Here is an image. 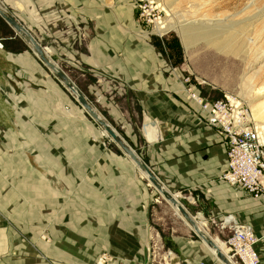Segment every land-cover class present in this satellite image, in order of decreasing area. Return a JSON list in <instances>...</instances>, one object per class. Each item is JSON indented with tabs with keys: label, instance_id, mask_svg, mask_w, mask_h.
<instances>
[{
	"label": "crops",
	"instance_id": "crops-1",
	"mask_svg": "<svg viewBox=\"0 0 264 264\" xmlns=\"http://www.w3.org/2000/svg\"><path fill=\"white\" fill-rule=\"evenodd\" d=\"M67 1L69 7H61L63 4L60 5L57 0V8L54 7L56 0L2 2L9 11L13 10L12 14L34 37L33 30L36 29L41 37H37V41L41 45L47 39L59 40L62 45L69 46L66 54L70 60L81 62L88 72L124 86L119 88L112 84V90L118 95L127 91V96H119L118 105L112 107L111 101L103 98L102 102L105 107L114 109L112 116L121 124L123 134L140 150V157L179 201L181 195L176 192L185 194L183 199L188 202L196 197L212 204L213 198L224 194V191L240 189L228 185L220 177L226 170L225 144L221 133L205 122V113L197 104L187 100L179 74L170 70L166 59L159 58L147 42L149 39L141 40L131 32L136 27L131 20V4L107 10L99 4L94 5L95 0H85V8L78 10V0ZM77 24H81L87 34L89 47L85 54L74 47L81 42L76 35L79 34ZM8 54L13 58L25 55ZM33 77V74L27 73L26 80ZM23 86L27 87V92L32 87L30 84ZM87 89L93 93L104 92L105 80H101L99 85L87 84ZM128 97L138 106L137 112L133 113L127 110V105L121 104V101L128 102ZM43 103L38 102V109L44 111ZM38 114L36 125L42 129L44 137L27 135L24 138L30 142L28 150L34 153L36 162H33L37 165L29 163L28 156L23 154L22 165L16 164L20 168L16 166L12 171L20 172L19 182L33 181L38 186L33 187L39 196L20 190L15 197V193L10 194L13 198L4 202L38 206L42 214L39 224L53 238L54 246L47 249L57 254L60 261H83L90 254L93 256L99 250L97 246L101 245L102 249L115 256L112 264H142L147 259V244L143 243L149 235L154 238L148 217L158 202L156 190H150L148 184L140 181L137 169L131 162L127 163L124 154L105 151L100 149L101 145L99 149L93 150V146L90 149V145H86V133L69 132V125L62 117L54 115L56 117L46 118L45 111ZM22 121L18 123L23 124ZM139 123L143 128L138 144L134 127L138 130ZM45 139L52 143L47 144ZM11 189L14 191L17 188ZM18 195L20 197L16 198ZM40 221H44L45 225ZM47 221L50 223L47 224ZM0 235L4 242L0 244V250H20L19 245L16 249L6 245L7 235ZM165 239L173 243L171 252L168 250L167 254L171 256L175 252L182 264H197L206 253L203 252L206 251L204 246L187 238L170 234ZM154 243L150 245L153 260L154 254L163 246ZM255 248L257 250V243ZM171 260L175 261L174 257ZM19 263L30 264V261L20 258L6 261V264ZM205 264L218 263L208 261Z\"/></svg>",
	"mask_w": 264,
	"mask_h": 264
},
{
	"label": "rangeland",
	"instance_id": "rangeland-1",
	"mask_svg": "<svg viewBox=\"0 0 264 264\" xmlns=\"http://www.w3.org/2000/svg\"><path fill=\"white\" fill-rule=\"evenodd\" d=\"M84 1L78 0L76 9L81 10L85 8L86 3ZM124 1L95 0L96 3L94 2V5L99 4L101 8H106L107 10H115L116 8H120L121 5H128V3L132 6L131 0H126L128 1L127 3ZM225 1L155 0L156 4L161 3L162 6L164 2L171 11L177 13L178 19H182L183 21L192 19L197 21L201 20L202 22L214 21L215 19L217 21L219 20L218 18H222L220 16H229L227 19L231 21L236 20V18L241 19L246 17L247 19L243 20L239 26L231 30L230 33H235L237 36L232 41L224 38L220 42L206 44L203 41H199L187 46L181 41L175 31H170L161 36L153 34L151 32L157 20L150 24L142 22L139 19L138 11L133 6V17L131 20L136 27L131 32L141 40L149 39L147 42L158 53L159 58L161 56V58L166 59L170 70L172 69L175 74H179L182 83L184 78H189L190 85L199 92L201 97L210 100H219L225 95L228 97L233 96L241 103L246 104L248 102L247 104L249 106L246 105L250 109L252 105L262 101L264 98V94H262L263 96L256 97V91L264 84V0H253L247 6L246 3L250 0H245L244 5H241V3L238 4L240 0ZM58 2L60 5L63 4L61 7H69V2H66V0H58ZM224 5L226 8H223ZM242 6L243 8H241ZM54 7H59L57 0L54 3ZM240 8L241 10L237 13ZM10 11L13 13L12 9ZM158 12L160 14L157 18L161 17L163 19L165 13L159 9ZM233 13H237L235 17L231 16ZM253 15L255 16L249 18ZM4 23L5 25H0V196L7 195L8 193V195H12L14 192L15 194L13 196L15 197V195L19 194L20 190L23 192L28 191L36 196V190L32 184L21 189L22 182H19L21 174L20 172H13L12 168H16L20 164L22 165L21 157L23 154L28 156L29 163L36 162L33 156L34 153L28 150V147L30 148V142L24 138L27 135L31 137L37 135L44 137L42 129L40 130L36 125L39 111H42V114L45 111L46 118L50 116L62 117L65 124L67 123L69 125L67 126L70 129L69 132L86 133V138L88 139L86 145H90V149L92 146L93 150L99 149L101 145L100 149H105V151L110 150L117 155L124 156L109 137L102 135V127L88 116L76 101L73 94L59 83L53 74L32 53L29 46L15 34L5 21ZM25 23L26 25L29 24L27 20H25ZM77 28L79 34L76 35L80 38L81 42L79 46L76 45L74 47H77L79 51L85 54L88 52L89 47V44L87 45V34L82 29L81 24H77ZM33 33L36 39L37 37L41 38L38 36L36 29L33 30ZM138 34L144 35V37ZM15 37L16 39H14ZM42 40L44 41L43 37ZM55 41L54 38L47 39L42 45L50 57L75 82L95 110L117 130L140 156V150H137L131 144V141L123 134L120 128L121 124L112 116L111 112L114 109L105 107L102 102L103 98L106 101H111L112 107L118 105L120 103L119 98L123 95L125 96L127 91H122V94L118 95V93L112 90V84H115L119 88H124V86L118 85L116 81L110 80L109 78L96 75L94 72H88V70H85L87 67L84 64L70 60L66 54L69 46L62 45L59 40L56 41L57 43ZM236 51H240V53L237 54ZM8 53L13 55L23 53L25 55L23 58L17 56L14 59ZM18 57L20 58L19 61L16 60ZM27 73L33 74L35 77L32 80H26ZM38 74L44 76L45 79H41L42 77L38 76ZM101 80H105L106 83L104 92L102 90L97 93L88 92L87 84L96 83L99 85ZM25 84L32 86L29 87V92L26 91L27 87L23 86ZM39 101H44V111L41 108L38 109ZM121 104L124 106L127 105V110L133 111V113L138 111V106L129 97L128 102L121 101ZM21 119H23V124L18 123ZM131 119L133 120L134 117ZM40 120L42 122V119ZM141 128L143 127H141L140 123L138 124V130L134 127L138 144ZM31 142L34 143V141ZM51 143L47 140V144L50 145ZM7 152L10 154L9 156H7ZM125 158L127 159V163L131 162L128 157L125 156ZM34 162L33 164L37 165ZM17 167L20 168L19 166ZM137 173L141 176L140 181L142 183L148 184L150 190H155L145 176L141 175L140 170L137 169ZM12 180L14 182L13 185ZM17 182H19L18 187L16 186ZM8 184L10 187L6 188ZM11 188L17 189L12 191ZM176 193L181 195V198L179 197L180 201L191 213V216L195 218L197 223L199 222L198 224L205 229L210 237L218 241L224 243L229 232L228 230L222 231L215 226L211 221L212 219L219 222L227 216H232L238 224L247 225L253 229L257 239L259 264H264V208L254 201L250 194L240 189H234L230 192L224 191V194L215 196L213 198L214 202L210 204L207 200H200L196 197L190 199L188 202L186 199H183L186 196L185 194ZM8 195L6 199L13 198V196ZM19 197L18 195L16 198ZM3 199L2 197L0 198V234L7 235L5 238L6 245H12L13 249L18 248L17 245L21 246V248L14 252H10V250L5 251V249L0 250V264H6V261L11 258L30 261V264H98L97 259L102 253L110 256L113 262L115 256L102 249L101 245L97 246V250H100H98L99 252L96 251L93 256L90 254V257L83 261L80 260V262L73 263L68 260H58V255L52 253V250L47 249L54 246L53 238L48 230L39 224V216L42 214L39 213L38 206L27 203L23 205L6 204ZM156 199H158V202H154L156 205L152 207L150 216L148 217V225L151 231H153L154 238L149 235L143 243L145 245L147 244V259L142 264H182L176 258L174 251L171 256L167 254L168 250H172L170 247L173 243L166 240L165 236H170V234L187 238L196 243H200L202 247L204 246L203 248L206 251L203 252L206 253L199 262L207 263L208 261H214L221 264L205 244L194 234L186 222L177 215L170 204L162 199L158 193L156 194ZM40 222L45 223L44 221ZM48 223L50 222L47 221ZM1 239H3L2 235H0V244L4 243ZM151 242L152 244L158 242V244L163 245L154 254V260L153 256L151 258L150 255ZM1 248L2 246L0 245ZM171 257H174L175 261L172 262ZM231 260L240 264L235 259ZM121 264L123 263L121 262Z\"/></svg>",
	"mask_w": 264,
	"mask_h": 264
},
{
	"label": "built area",
	"instance_id": "built-area-1",
	"mask_svg": "<svg viewBox=\"0 0 264 264\" xmlns=\"http://www.w3.org/2000/svg\"><path fill=\"white\" fill-rule=\"evenodd\" d=\"M131 1L142 22L150 24L159 17L155 0ZM183 86L187 100L197 104L205 113V122L223 136L226 170L221 179L249 193L264 208V126L255 122L249 107L233 96L225 95L219 100L205 99L190 85L189 78L183 79ZM211 221L222 231L228 230L224 243L231 259L240 264H259L255 248L257 239L249 226L226 218L219 222ZM97 263L111 264L112 261L110 256L102 253Z\"/></svg>",
	"mask_w": 264,
	"mask_h": 264
},
{
	"label": "water",
	"instance_id": "water-1",
	"mask_svg": "<svg viewBox=\"0 0 264 264\" xmlns=\"http://www.w3.org/2000/svg\"><path fill=\"white\" fill-rule=\"evenodd\" d=\"M0 17L10 26V28L18 35L30 48L32 53L38 58V60L50 71L53 76L64 86L80 104L83 110L88 116L99 124L106 134L109 136L116 146L120 149L122 154L129 158L134 164L135 168L145 174V178L151 186L156 190L162 199L168 202L173 208H175L187 225L192 229L194 234L205 244V246L212 252L215 258L221 264H233V262L224 255L211 237L200 229L192 218L189 211L178 200V198L171 193L163 184V182L152 172L150 167L144 162V160L138 155L136 150L132 148L125 139L117 132V130L103 117L101 116L92 104L87 100L82 91L77 87L75 82L67 75V73L59 67V65L50 57L44 46H42L33 34L25 27L3 4L0 0Z\"/></svg>",
	"mask_w": 264,
	"mask_h": 264
},
{
	"label": "bare ground",
	"instance_id": "bare-ground-1",
	"mask_svg": "<svg viewBox=\"0 0 264 264\" xmlns=\"http://www.w3.org/2000/svg\"><path fill=\"white\" fill-rule=\"evenodd\" d=\"M225 1V0H224ZM227 1V0H226ZM225 1V2H226ZM233 1V0H231ZM238 1V0H237ZM244 1L245 0H240L238 1L241 5H244ZM213 2V1H212ZM251 2H253V0H250L246 3V6ZM191 3V2H190ZM229 3V2H228ZM163 6L160 4H157L155 6V9H159L161 10L163 13H165V17L163 19L157 18V21L154 23V28L152 30L151 33L156 34V35H165V33H168L170 31H175L178 35L179 38L181 39V41L185 44V45H191V44H195L199 41H203L206 44L212 43V42H220L221 39L226 38L228 41H232L235 40L237 38V36L235 35V33H230L231 30L237 26H239V24H241V22L245 19H247L246 17L241 18V19H237L236 20H231L229 21L227 18L229 17H222L221 19L218 18L219 20L217 21H206V22H202L197 21V20H186L183 21L182 19L179 20L177 17V13L174 11H171V9L169 7L166 6V4L163 2L162 3ZM217 4V3H216ZM220 5V4H219ZM207 6V5H206ZM177 7V6H176ZM192 7V6H191ZM204 7V6H203ZM223 7V6H222ZM239 7V5H238ZM223 8H226V6L224 5ZM243 8V6L241 7ZM241 8L237 11V13L241 10ZM173 9V7H172ZM183 9V8H182ZM232 9V8H231ZM174 10V9H173ZM236 13V14H237ZM225 14V13H224ZM235 13H233L231 16L236 15ZM220 15V14H218ZM230 16V17H231ZM250 16L249 18L254 17ZM218 17V16H217ZM207 20V19H206ZM226 22V23H224ZM141 37H144V35L138 34ZM148 39V38H147ZM236 53H240V51H236ZM71 93V92H70ZM264 94V84L262 85L261 88H259L256 91V97L260 96ZM263 96V95H262ZM248 102H246L247 104ZM248 105V104H247ZM249 106V105H248ZM251 109V116L252 119L254 121H256L257 123H260L261 125L264 126V98L262 99V101H259L258 103L252 105ZM103 129V128H102ZM102 135L109 137L106 132L103 130L102 131ZM141 172V171H140ZM141 175L145 176V174L143 172H141ZM36 180V179H35ZM37 181V180H36ZM39 181V180H38ZM37 181V182H38ZM27 184H23L21 183V189L26 188L28 185H33L34 187H38L36 186L35 183H33V181H27ZM38 184V183H37ZM40 184V183H39ZM24 186V187H23ZM25 191V190H24ZM14 193V192H13ZM28 193V191H27ZM32 194V193H30ZM7 195H1L0 198H4L3 201L7 200L6 199ZM9 196V195H8ZM36 196H39V194H36ZM171 206V205H170ZM172 207V206H171ZM173 208V207H172ZM175 210V212L177 213L178 216L181 217V215L179 214V212L173 208ZM20 216V215H19ZM182 218V217H181ZM194 218V217H192ZM226 219H233L234 217L232 216H227L225 217ZM183 219V218H182ZM184 220V219H183ZM195 220V218H194ZM196 221V220H195ZM197 223V221H196ZM199 223V222H198ZM198 227L200 229H202L205 233H207L205 231V229H203L200 224H198ZM187 224V223H186ZM208 234V233H207ZM209 235V234H208ZM210 236V235H209ZM211 239L214 241V243L217 245V247L219 248V250L226 255L227 257L229 256L227 248L225 246V244L221 241H218L217 239H214L211 237ZM210 251V250H209ZM211 252V251H210ZM212 253V252H211ZM229 258V257H228ZM230 259V258H229ZM231 260V259H230ZM232 261V260H231ZM233 264H237L235 261H232Z\"/></svg>",
	"mask_w": 264,
	"mask_h": 264
},
{
	"label": "trees",
	"instance_id": "trees-1",
	"mask_svg": "<svg viewBox=\"0 0 264 264\" xmlns=\"http://www.w3.org/2000/svg\"><path fill=\"white\" fill-rule=\"evenodd\" d=\"M0 25H5V23H4V21L2 20L1 17H0ZM14 39H16V37Z\"/></svg>",
	"mask_w": 264,
	"mask_h": 264
}]
</instances>
